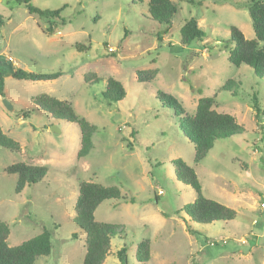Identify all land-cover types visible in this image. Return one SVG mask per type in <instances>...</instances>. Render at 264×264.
Returning a JSON list of instances; mask_svg holds the SVG:
<instances>
[{
	"label": "rangeland",
	"instance_id": "1",
	"mask_svg": "<svg viewBox=\"0 0 264 264\" xmlns=\"http://www.w3.org/2000/svg\"><path fill=\"white\" fill-rule=\"evenodd\" d=\"M250 1L175 0L177 13L166 26L151 18L148 0H31L41 10L66 5L61 20L52 22L29 14L17 0H0V128L20 146L19 153L0 147V222L9 228V246L45 228L51 253L34 264H82L85 234L74 222V204L78 185L92 182L116 187L121 195L94 212L97 222L125 227L111 239L104 264H119L121 248L126 264H138L135 251L143 240L150 245L145 264H264V79L227 61L231 27L245 39L254 38L246 9ZM190 18L197 20L204 39L182 46L180 29ZM76 45L85 48L79 51ZM10 66L61 75L50 81L17 80ZM154 69L151 82L137 81L136 72ZM88 73L100 81L85 83ZM108 78L122 84L123 100H104ZM158 92L176 98L189 115L200 98L215 96L213 109L233 116L244 133L214 142L195 164L180 117L162 104ZM42 94L67 101L95 127L86 157L76 158L78 127L33 104L31 99ZM23 112L28 117H21ZM177 159L194 170L205 198L235 210L234 220L186 222L196 232L189 233L185 215L177 212L196 195L176 180L172 161ZM19 162L48 171L41 182L16 194L17 176L5 169Z\"/></svg>",
	"mask_w": 264,
	"mask_h": 264
},
{
	"label": "trees",
	"instance_id": "2",
	"mask_svg": "<svg viewBox=\"0 0 264 264\" xmlns=\"http://www.w3.org/2000/svg\"><path fill=\"white\" fill-rule=\"evenodd\" d=\"M31 0H17L23 5L31 15L44 19L48 22L61 20L60 12L66 5L57 10H41L30 3ZM246 9L250 18L251 27L254 33L253 39H245L243 34L236 28H230V38L232 48L228 53L229 64L240 67L245 65L252 70L255 77L264 79V0H251ZM148 11L151 18L162 25L169 26L171 19L177 13L175 0H148ZM63 22V21H62ZM4 25V19L0 16V30ZM49 35L52 33V24L46 30ZM204 33L198 26L195 18L185 21L180 29V44L188 46L193 42H201ZM77 50L85 47L76 45ZM11 67V76L17 80L31 82L50 81L57 79L61 72L55 73H32L19 68ZM157 74V70H147L136 72L139 83L151 82ZM85 83H97L100 78L94 73H88L83 78ZM231 83L228 82L227 85ZM125 96L121 83L113 78L106 79L105 91L102 97L107 102H119ZM163 105L170 107L176 116L180 117L181 132L188 142L194 147V163L202 161L212 149L214 142L227 139L231 136L244 133L243 126L239 125L236 119L226 113H219L214 110L215 96L200 98L193 115L186 113L182 105L176 98L162 92H158ZM4 97V81L0 76V98ZM37 109L45 112L51 118L58 121L75 124L80 131V150L77 152V159L86 157L92 149L91 139L95 133V127L85 119L79 117L70 103L58 100L47 94H42L31 99ZM255 118L259 117V109L255 101ZM23 118L28 117V113L23 112ZM0 147L9 151L19 153L20 146L13 139L6 136L0 128ZM175 178L183 185L192 188L196 198L192 203L185 205L177 214L183 213V218L187 223L200 225L213 224L216 222H229L235 219V210L222 205L214 200L203 196L200 183L194 170L187 166L181 159L172 161ZM8 174L17 176L15 193L22 192L25 186L34 185L46 176L47 167L30 165L23 162L13 164L5 169ZM264 182V181H263ZM264 185V183H263ZM120 192L116 187H104L92 182H82L78 185L77 197L74 204V222L76 226L85 234L84 237V257L82 264H104L105 259L110 254L111 239L122 234L125 227L119 224L100 223L95 221L94 212L97 207L106 200H119ZM130 202H133L131 199ZM189 233H196L188 226ZM9 228L7 224L0 222V264H34L40 257H46L51 253V233L47 229L37 236L24 241L17 246H9L7 238ZM126 249L121 248L116 256L119 264H126ZM150 258V245L146 240L138 243L135 251V260L138 264H145Z\"/></svg>",
	"mask_w": 264,
	"mask_h": 264
},
{
	"label": "water",
	"instance_id": "3",
	"mask_svg": "<svg viewBox=\"0 0 264 264\" xmlns=\"http://www.w3.org/2000/svg\"><path fill=\"white\" fill-rule=\"evenodd\" d=\"M2 104H3V106H4V108L7 110V111H12L13 109H12V107H11V105H10V103L7 101V100H5V99H2ZM50 130L51 131H56L57 129L55 128V127H51L50 128Z\"/></svg>",
	"mask_w": 264,
	"mask_h": 264
},
{
	"label": "crops",
	"instance_id": "4",
	"mask_svg": "<svg viewBox=\"0 0 264 264\" xmlns=\"http://www.w3.org/2000/svg\"><path fill=\"white\" fill-rule=\"evenodd\" d=\"M263 183H264V182H263ZM255 211L257 212V211H259V210L256 209Z\"/></svg>",
	"mask_w": 264,
	"mask_h": 264
}]
</instances>
